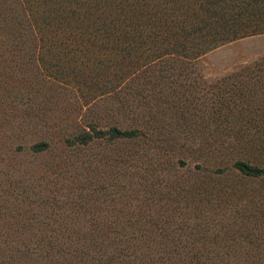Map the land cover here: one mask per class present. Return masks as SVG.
<instances>
[{
  "label": "trees",
  "instance_id": "1",
  "mask_svg": "<svg viewBox=\"0 0 264 264\" xmlns=\"http://www.w3.org/2000/svg\"><path fill=\"white\" fill-rule=\"evenodd\" d=\"M261 35L264 0H0V74L104 92L45 172L0 159V264H264V56L199 81Z\"/></svg>",
  "mask_w": 264,
  "mask_h": 264
},
{
  "label": "rangeland",
  "instance_id": "2",
  "mask_svg": "<svg viewBox=\"0 0 264 264\" xmlns=\"http://www.w3.org/2000/svg\"><path fill=\"white\" fill-rule=\"evenodd\" d=\"M263 56L264 35L229 43L203 57L199 81L202 86L204 83L209 85ZM27 72V76L18 70L10 76L6 71L0 74V159H4L3 164L18 162L22 167L45 172L42 169L44 163L55 161L60 155L61 137L81 118L77 104L93 103L104 92L95 90L89 96L80 95L79 98L63 91V86L56 80H49L38 70L28 68ZM40 142L49 143L51 150L37 158L38 164H30L33 157L29 150ZM187 161L191 167L207 166L194 157ZM40 164L41 168L38 167Z\"/></svg>",
  "mask_w": 264,
  "mask_h": 264
}]
</instances>
